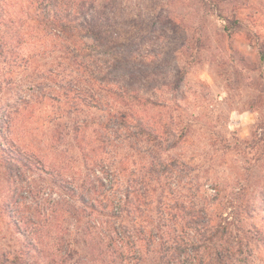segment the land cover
Masks as SVG:
<instances>
[{
	"label": "rangeland",
	"instance_id": "rangeland-1",
	"mask_svg": "<svg viewBox=\"0 0 264 264\" xmlns=\"http://www.w3.org/2000/svg\"><path fill=\"white\" fill-rule=\"evenodd\" d=\"M12 2L17 7V0ZM122 8L124 15L103 33V45L87 47L92 61L85 70L62 59L49 30H37L31 24L22 28L31 32L24 49L28 66L3 70L0 63L4 82L0 102L11 99L15 91L32 97L16 121L17 137L48 161L49 171L77 181L85 172V151L78 147L73 127L92 122L85 130L92 139H99L108 153L105 156H116L121 182L151 176L147 166L158 158L134 139V130L110 133L108 140L99 136L103 131L97 123L105 112L86 108L67 87V80L78 76L84 79V91L98 95L97 83L106 79L133 91L142 105L137 108L157 118L165 131L183 137L175 148L158 154L161 160L186 161L189 171L183 172L182 183L196 173L209 184L223 182L227 197L243 198L254 220L264 225V65L256 46V41L264 43V0H127ZM233 17L247 26L253 38L244 32L223 31L225 18ZM120 99L123 103L131 100ZM144 100L154 105L144 106ZM54 128L62 134L60 140L51 139ZM20 172L24 181L14 193L13 174L0 165V264L14 261L23 247L22 236L4 211V203L19 195L20 189L31 191L20 204L25 213L41 218L35 210L39 202L50 209L49 241L61 238L60 229L68 225L60 217L61 207L53 206L59 191L47 171ZM74 235L83 248V235ZM243 260V264H264L258 252ZM88 261L87 257L61 258L56 264Z\"/></svg>",
	"mask_w": 264,
	"mask_h": 264
},
{
	"label": "trees",
	"instance_id": "trees-1",
	"mask_svg": "<svg viewBox=\"0 0 264 264\" xmlns=\"http://www.w3.org/2000/svg\"><path fill=\"white\" fill-rule=\"evenodd\" d=\"M126 3L127 0H17L16 7L12 0H0L3 70L28 66L24 49L31 32L22 28L30 24L37 30H49L62 59L85 70L92 61L87 47L97 49L103 45V33L124 15L122 5ZM225 19L223 31L244 32L248 39L253 38L239 18ZM256 46L264 65V43L256 41ZM105 80L97 83L98 95L84 91V79L78 76L70 77L67 87L86 108L105 112L97 123L103 132L90 130L93 134L100 133L108 140L110 133L134 130V139L158 158L147 166L151 176L121 182L116 156H105L108 153L99 139L87 134L85 129L92 124L87 121L75 125L72 131L78 147L85 151L83 176L72 181L55 175L46 168L48 161L17 137L16 121L32 97L15 91L11 99L0 102V165L13 174L17 183L14 193L24 181L20 171H47L50 183L59 191L53 206L61 207L60 217L69 226L60 229L61 238L49 241L46 226L50 209L39 202L35 210L41 218L25 213L20 204L26 202L31 191L28 187L20 189L19 195L10 196L4 203L6 215L23 239L19 254L8 264H56L57 259L72 257H87L89 264H243V257L253 252L264 258V225L254 220L244 199L227 197L223 182L212 180L209 184L197 173L182 183L183 172L189 171L186 161L176 157L161 160L158 154L175 148L183 137L165 131L157 118L137 108L142 105L133 91ZM3 84L0 79V92ZM125 96L131 98L129 103L120 99ZM144 101V106L154 105ZM56 130L51 132V139L60 140L62 134ZM78 233L83 235V248L75 238Z\"/></svg>",
	"mask_w": 264,
	"mask_h": 264
}]
</instances>
